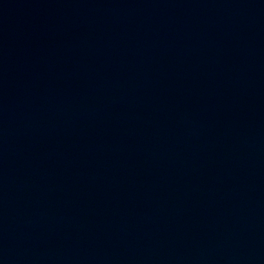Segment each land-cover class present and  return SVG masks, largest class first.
I'll use <instances>...</instances> for the list:
<instances>
[{"label":"water","instance_id":"obj_1","mask_svg":"<svg viewBox=\"0 0 264 264\" xmlns=\"http://www.w3.org/2000/svg\"><path fill=\"white\" fill-rule=\"evenodd\" d=\"M0 264H264V0H0Z\"/></svg>","mask_w":264,"mask_h":264}]
</instances>
